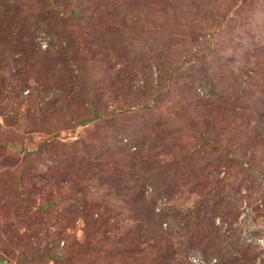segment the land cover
Instances as JSON below:
<instances>
[{
    "label": "rangeland",
    "instance_id": "obj_1",
    "mask_svg": "<svg viewBox=\"0 0 264 264\" xmlns=\"http://www.w3.org/2000/svg\"><path fill=\"white\" fill-rule=\"evenodd\" d=\"M0 264H264V0H0Z\"/></svg>",
    "mask_w": 264,
    "mask_h": 264
}]
</instances>
